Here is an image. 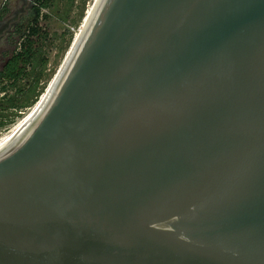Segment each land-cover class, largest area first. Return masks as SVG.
Masks as SVG:
<instances>
[{
    "label": "water",
    "instance_id": "95a60500",
    "mask_svg": "<svg viewBox=\"0 0 264 264\" xmlns=\"http://www.w3.org/2000/svg\"><path fill=\"white\" fill-rule=\"evenodd\" d=\"M96 6L0 140V264H264V0Z\"/></svg>",
    "mask_w": 264,
    "mask_h": 264
},
{
    "label": "rangeland",
    "instance_id": "374dc122",
    "mask_svg": "<svg viewBox=\"0 0 264 264\" xmlns=\"http://www.w3.org/2000/svg\"><path fill=\"white\" fill-rule=\"evenodd\" d=\"M94 1L53 0L50 8L42 10L39 21L42 32L35 45L36 58L27 68L29 77L20 82L16 88L9 87L6 96L0 93V136L22 120L24 115L40 101L63 65ZM37 78L40 79L38 88L29 100L28 91L33 88ZM20 89H25L23 94L19 92ZM13 101L15 106H12ZM22 103H26L25 105L29 107H20Z\"/></svg>",
    "mask_w": 264,
    "mask_h": 264
},
{
    "label": "trees",
    "instance_id": "16d2710c",
    "mask_svg": "<svg viewBox=\"0 0 264 264\" xmlns=\"http://www.w3.org/2000/svg\"><path fill=\"white\" fill-rule=\"evenodd\" d=\"M53 0H35V12L30 20L29 27L24 31L20 41L16 47L14 52V56L5 69L3 74H5L6 80H1L0 77V87H2V91L7 95L6 90L9 87L16 88L20 82L24 81V79L29 77L28 67L33 64L36 58V41L41 37V28L39 27V21L42 17V10L50 8ZM20 46V48L18 47ZM7 81V82H6ZM40 79L37 78L35 81L33 88L28 91V99L34 95V92L37 90ZM25 89H20V93H24ZM26 103H22L20 107H29V105H25ZM28 104V103H27ZM16 104L13 101L12 106Z\"/></svg>",
    "mask_w": 264,
    "mask_h": 264
},
{
    "label": "flooded vegetation",
    "instance_id": "af4514ba",
    "mask_svg": "<svg viewBox=\"0 0 264 264\" xmlns=\"http://www.w3.org/2000/svg\"><path fill=\"white\" fill-rule=\"evenodd\" d=\"M35 0H0V77L10 64L16 47L35 12ZM7 82V81H6ZM0 93H3L0 87Z\"/></svg>",
    "mask_w": 264,
    "mask_h": 264
},
{
    "label": "bare ground",
    "instance_id": "6f19581e",
    "mask_svg": "<svg viewBox=\"0 0 264 264\" xmlns=\"http://www.w3.org/2000/svg\"><path fill=\"white\" fill-rule=\"evenodd\" d=\"M98 3V0H95L94 3L90 6V8L88 9V12H87V15H86V18L84 20V23L82 24L80 30L78 31V34L76 35V38H75V43L78 41L79 37H80V34L81 32L83 31L87 21L89 20V17L93 15V13L95 12V9H96V5ZM90 21V20H89ZM73 46V45H72ZM50 87V85L48 86V88ZM47 88V89H48ZM46 89V90H47ZM51 91V90H50ZM46 92H49V91H45V93L41 96L42 99L40 98V101L33 107L31 108L25 115H24V118L22 120H20L17 124H15L14 126H12L8 132L2 134L0 136V140L2 139H5V138H8V137H11V136H14V135H17V134H20L22 133V131L29 125L30 121H31V117L33 115V112L36 110V111H40L43 107V105H46V103L49 101L50 97L52 96V93L54 92V89L47 94L46 96ZM48 97V98H47ZM47 99V100H46ZM44 103V104H43ZM42 105V106H41ZM40 108V110H38ZM38 113V112H37ZM35 117V116H34ZM33 119V118H32Z\"/></svg>",
    "mask_w": 264,
    "mask_h": 264
},
{
    "label": "built area",
    "instance_id": "2783aa9c",
    "mask_svg": "<svg viewBox=\"0 0 264 264\" xmlns=\"http://www.w3.org/2000/svg\"><path fill=\"white\" fill-rule=\"evenodd\" d=\"M4 96V95H3Z\"/></svg>",
    "mask_w": 264,
    "mask_h": 264
}]
</instances>
